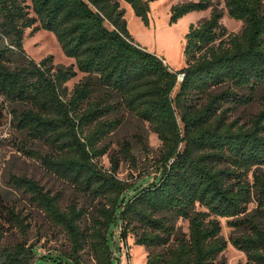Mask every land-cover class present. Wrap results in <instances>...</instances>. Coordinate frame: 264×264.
Returning a JSON list of instances; mask_svg holds the SVG:
<instances>
[{"label":"trees","instance_id":"1","mask_svg":"<svg viewBox=\"0 0 264 264\" xmlns=\"http://www.w3.org/2000/svg\"><path fill=\"white\" fill-rule=\"evenodd\" d=\"M124 1L150 25L158 0ZM226 8L244 23L241 33H228L216 0L172 7L171 25L211 9L210 18L190 26L187 65L174 71L135 40L119 0H0V126L10 107L13 126L50 152L22 150L93 202L63 210L59 195L10 176L9 184L66 234L72 255L71 261L41 257L24 242L0 264H84L85 251L92 264H118L110 244L114 226L123 242L133 234L136 244L161 249L146 264H227L218 217L229 219L230 242L246 264H264V0H226ZM30 28L53 33L74 64L33 59L24 48ZM79 72L86 76L71 94L67 83ZM257 98L263 109L249 126L230 122L232 106ZM121 109L148 122L163 142L158 174L145 185L118 178L115 160L111 171L99 164L107 153L101 141L120 123L107 118ZM123 153L135 163L129 144ZM8 223L27 228L0 199V243Z\"/></svg>","mask_w":264,"mask_h":264},{"label":"rangeland","instance_id":"2","mask_svg":"<svg viewBox=\"0 0 264 264\" xmlns=\"http://www.w3.org/2000/svg\"><path fill=\"white\" fill-rule=\"evenodd\" d=\"M187 1L191 0H158L153 2L151 4L150 25L146 26L136 16L131 5L124 0H119L121 7L126 12L128 27L135 40L150 52L164 58L174 71H178L187 65L185 48L187 44L186 35L190 26L204 22L211 15V9L194 12L171 25L172 7ZM216 6L224 11L221 21L228 33H241L244 23L229 16L226 0H216ZM31 15L34 16V13L31 12ZM38 25L40 26L39 23L36 24V26ZM24 48L37 62L53 56L55 66L68 67L74 64V60L67 57L62 51L55 35L47 30L33 31L32 28L27 29ZM85 76L86 74L79 72L74 79L67 83L71 94ZM261 97H264V93ZM262 109V98H257L247 105L232 106L229 112L230 122L235 121L240 126H249L251 119ZM9 111L10 107L6 118L3 120V125L0 126V199L7 206L16 208L27 228L23 232L14 224L5 225L6 231L0 243V263L6 258L7 253L24 242H27L29 246H36L38 256L56 259L63 257L64 260L71 261L72 249L66 234L54 226L45 213L31 203L28 195L16 190L9 184L10 176H26L37 181L52 195H59L60 206L63 210L72 204L78 208L89 209L93 202L77 192L70 183L49 172L37 158L30 157L22 150L25 146L27 149L39 151L40 154L50 152L49 146L45 142L32 140L27 133L16 129L12 124ZM107 119L118 120L120 123L99 145L100 148L107 149V153L99 160L100 166L111 171L112 160H115L119 163L118 178L136 183L138 186L145 185L149 179L156 178L159 170L157 164L163 150V142L149 123L138 119L134 113L127 109H121ZM126 144L131 147L135 163H131L124 156L123 148ZM250 180H253L252 176H250ZM255 207L256 203L250 204L249 211ZM218 219L222 225V236L228 242L227 249L220 256L221 259H224L227 264H246L245 253L230 242L235 230L229 225V219L222 217H218ZM178 224L184 232L189 231L188 221L181 219ZM110 244L118 264H146L149 253L161 250L160 248L148 249L136 244L133 234L129 235L126 242H123L116 226L111 230ZM82 255L84 264H92L88 251L83 252ZM46 263L50 264L51 262Z\"/></svg>","mask_w":264,"mask_h":264},{"label":"built area","instance_id":"3","mask_svg":"<svg viewBox=\"0 0 264 264\" xmlns=\"http://www.w3.org/2000/svg\"><path fill=\"white\" fill-rule=\"evenodd\" d=\"M183 78V76H180V79H182Z\"/></svg>","mask_w":264,"mask_h":264}]
</instances>
